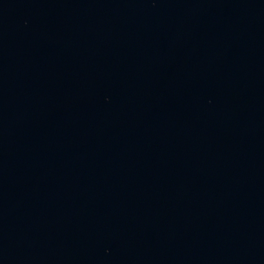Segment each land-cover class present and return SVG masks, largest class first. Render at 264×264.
I'll return each mask as SVG.
<instances>
[{"label": "water", "instance_id": "obj_1", "mask_svg": "<svg viewBox=\"0 0 264 264\" xmlns=\"http://www.w3.org/2000/svg\"><path fill=\"white\" fill-rule=\"evenodd\" d=\"M0 264H264V0H0Z\"/></svg>", "mask_w": 264, "mask_h": 264}, {"label": "flooded vegetation", "instance_id": "obj_2", "mask_svg": "<svg viewBox=\"0 0 264 264\" xmlns=\"http://www.w3.org/2000/svg\"><path fill=\"white\" fill-rule=\"evenodd\" d=\"M1 138H2V96L0 87V155H1Z\"/></svg>", "mask_w": 264, "mask_h": 264}]
</instances>
